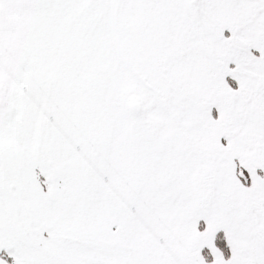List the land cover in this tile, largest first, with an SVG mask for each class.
Listing matches in <instances>:
<instances>
[{
  "label": "snow or ice",
  "instance_id": "6c2138e0",
  "mask_svg": "<svg viewBox=\"0 0 264 264\" xmlns=\"http://www.w3.org/2000/svg\"><path fill=\"white\" fill-rule=\"evenodd\" d=\"M0 264H264V0H0Z\"/></svg>",
  "mask_w": 264,
  "mask_h": 264
}]
</instances>
